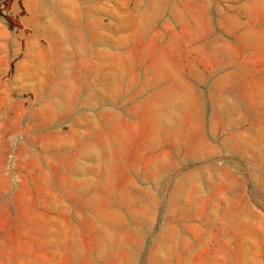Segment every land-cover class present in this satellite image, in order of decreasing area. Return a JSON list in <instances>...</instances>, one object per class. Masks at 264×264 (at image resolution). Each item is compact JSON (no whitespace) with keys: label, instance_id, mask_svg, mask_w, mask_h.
<instances>
[{"label":"rangeland","instance_id":"obj_1","mask_svg":"<svg viewBox=\"0 0 264 264\" xmlns=\"http://www.w3.org/2000/svg\"><path fill=\"white\" fill-rule=\"evenodd\" d=\"M0 264H264V0H0Z\"/></svg>","mask_w":264,"mask_h":264},{"label":"crops","instance_id":"obj_2","mask_svg":"<svg viewBox=\"0 0 264 264\" xmlns=\"http://www.w3.org/2000/svg\"><path fill=\"white\" fill-rule=\"evenodd\" d=\"M15 36L11 28L0 17V111L6 108L8 99L14 94L12 77L17 68L30 69L31 61L25 55L15 63Z\"/></svg>","mask_w":264,"mask_h":264}]
</instances>
